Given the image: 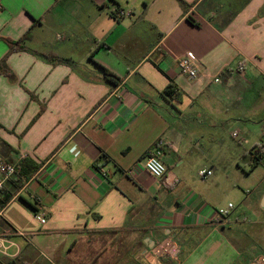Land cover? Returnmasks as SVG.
<instances>
[{
    "label": "crops",
    "instance_id": "1",
    "mask_svg": "<svg viewBox=\"0 0 264 264\" xmlns=\"http://www.w3.org/2000/svg\"><path fill=\"white\" fill-rule=\"evenodd\" d=\"M31 26L27 50L9 51L3 38ZM4 56L0 154L35 169L0 210V234L20 247L0 264H148L163 237L180 254L153 264L264 255V151H251L264 145V0H0ZM157 145L162 179L142 167Z\"/></svg>",
    "mask_w": 264,
    "mask_h": 264
},
{
    "label": "built area",
    "instance_id": "2",
    "mask_svg": "<svg viewBox=\"0 0 264 264\" xmlns=\"http://www.w3.org/2000/svg\"><path fill=\"white\" fill-rule=\"evenodd\" d=\"M128 11L117 10L118 16L128 15ZM179 68L181 73L185 74L188 78H195L199 72V65L194 57L190 54H183L179 58ZM218 80V79H215ZM262 129L264 132V120L262 122ZM257 154H261L264 151V145L259 144L255 146ZM161 151L159 146L154 147L142 162V167L147 173L154 178L162 179L166 173V166L160 159ZM25 158L24 155H19L17 160ZM17 163L5 159L0 154V194L2 193L3 185L6 181L12 179L16 173ZM213 171L211 168H200L197 171V176L200 180H207ZM174 181L176 179L174 178ZM249 191V190H248ZM233 203L229 202L225 206L217 207L213 210L212 215L208 218L209 221H223L227 218L230 210L233 208ZM35 216L40 223H44L46 220V213L42 209H36L34 211ZM11 247L15 248L12 253L9 251ZM20 250L19 245L13 241L10 237L0 234V254L8 257H15ZM180 254V247L178 243L170 237H163L155 242L151 247L145 249L144 260L148 264L154 262H160L162 259H177ZM249 264H264V255H255Z\"/></svg>",
    "mask_w": 264,
    "mask_h": 264
},
{
    "label": "trees",
    "instance_id": "3",
    "mask_svg": "<svg viewBox=\"0 0 264 264\" xmlns=\"http://www.w3.org/2000/svg\"><path fill=\"white\" fill-rule=\"evenodd\" d=\"M31 30H32V26L29 27V29L19 39L16 40L3 38V40L7 43L9 47V51L27 50V48L24 47L23 43L31 38ZM45 57H47L49 60H57L59 62H64L67 64L70 63V61L66 59H59L55 55H45ZM5 60H6V56H4L0 60V72L6 75L8 78H13V73L9 69H7L4 65ZM104 73L110 81H112L114 84L117 83L118 80L115 79L116 77L113 73H111L106 69H104ZM167 93L168 94L174 93V98L179 100V91H177L175 87L171 86L167 90ZM251 151H253L254 153V159L255 160L259 159L261 154L256 153L255 147H252ZM34 169L35 166L31 164L29 161L25 160V158L19 160L15 175L12 177V179L6 181L3 185L2 193L0 194V210L7 204V202L12 198V196L17 193L20 187L32 175ZM24 202H26L28 205L31 206L32 209L35 210L32 204L28 203L26 200H24Z\"/></svg>",
    "mask_w": 264,
    "mask_h": 264
},
{
    "label": "rangeland",
    "instance_id": "4",
    "mask_svg": "<svg viewBox=\"0 0 264 264\" xmlns=\"http://www.w3.org/2000/svg\"><path fill=\"white\" fill-rule=\"evenodd\" d=\"M230 139V141H231V145H232V147H240L239 145H238V143L235 141V140H232L231 138H229ZM230 145V143H222L221 144V146H226L227 148H229L228 146ZM241 148V147H240Z\"/></svg>",
    "mask_w": 264,
    "mask_h": 264
}]
</instances>
